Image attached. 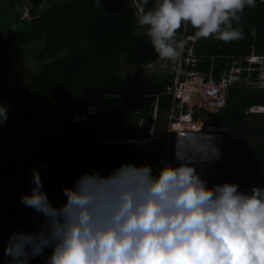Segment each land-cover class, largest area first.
I'll return each mask as SVG.
<instances>
[{"label": "trees", "instance_id": "trees-1", "mask_svg": "<svg viewBox=\"0 0 264 264\" xmlns=\"http://www.w3.org/2000/svg\"><path fill=\"white\" fill-rule=\"evenodd\" d=\"M135 11L131 0H0V71L23 61L36 65L20 85L16 79L3 83L11 86L7 92L0 81V103L9 106L7 120L0 123V155L5 159L0 163V264H10L11 257L4 254L10 234L38 231L43 220L20 199L31 189L34 167L47 194L55 189L50 201L59 205L66 199L63 187L86 171L109 174L123 162L151 163L153 169L174 163L166 149L174 104L166 88L173 86L174 73L131 72L158 58L136 25ZM235 26L242 38L228 42L192 38L195 29L187 26L186 40L197 39L196 51L204 59L220 56L212 65L216 80L232 59L247 65V57L264 56V3L257 0L255 7L246 8ZM183 31L184 25L178 38ZM258 76L255 71L252 84L231 86L219 112L195 114L225 128L222 164L202 176L209 186L236 182L245 192L264 186V114L248 112L264 104ZM77 113L86 117L76 121ZM152 128V143L135 141L150 137ZM50 252L45 249L31 264H45Z\"/></svg>", "mask_w": 264, "mask_h": 264}, {"label": "clouds", "instance_id": "clouds-1", "mask_svg": "<svg viewBox=\"0 0 264 264\" xmlns=\"http://www.w3.org/2000/svg\"><path fill=\"white\" fill-rule=\"evenodd\" d=\"M131 2L136 6V25L158 56L131 72L138 74L141 68L143 76L174 73V84L166 88L167 93L168 88L180 90L178 98L171 93L175 107L170 123L174 122L175 129L169 124L166 143L170 153L171 144L176 146L174 163L165 162L158 171L151 163L134 162H123L109 174L86 171L73 185L63 187L66 199L59 205L50 201L40 170L34 167L31 189L20 199L43 220L38 231L10 234L5 256L11 257L10 264H31V258L50 248L45 264H264V186L254 185L249 192L240 190L236 182L209 186L202 176L213 174L222 164L225 128L195 118L203 111L219 112L226 105L230 87L240 82L252 84L255 71H259L255 81L264 89V56L247 57V65L234 58L229 70L216 80L212 65L220 56L204 59L196 51L197 39L186 40L187 30L181 39L177 36L182 25L184 29L191 25L195 29L192 38L241 39L242 32L235 25L257 0H154L152 7H148L149 0ZM190 51L194 56L189 61ZM180 52L185 59L177 79L170 66ZM209 79L230 81L224 105L216 110L206 107L201 94ZM190 88L201 95L199 105H186L181 98V90ZM8 108L0 103V123L7 120ZM95 112L96 107L91 106L89 113ZM248 112L264 114V104ZM85 117L74 115L76 121ZM135 141L152 143L153 128L150 137ZM4 160L0 155V163ZM206 164L209 169L204 168Z\"/></svg>", "mask_w": 264, "mask_h": 264}, {"label": "rangeland", "instance_id": "rangeland-1", "mask_svg": "<svg viewBox=\"0 0 264 264\" xmlns=\"http://www.w3.org/2000/svg\"><path fill=\"white\" fill-rule=\"evenodd\" d=\"M35 66L30 61H23L21 64L17 65H8L6 68L2 69L0 71V81H1V87L4 92H7L5 90H9L11 86L7 85L5 88V84H7L8 81L12 79H16L17 85H20L23 80H26L28 76L32 74V72L35 70ZM5 83V84H3ZM192 86V84H189ZM20 89V87H16ZM181 98L184 100L186 105H199L201 100V95L196 92V89L190 88V89H183L181 90ZM183 127V125H182ZM170 129L173 130L174 128V122L170 123ZM171 147H174L173 144H171ZM174 160V158H173ZM205 169H209V166L207 164L204 166ZM55 189H50L48 192L49 199L52 196V193ZM55 202V201H53ZM57 203V202H55Z\"/></svg>", "mask_w": 264, "mask_h": 264}, {"label": "built area", "instance_id": "built-area-1", "mask_svg": "<svg viewBox=\"0 0 264 264\" xmlns=\"http://www.w3.org/2000/svg\"><path fill=\"white\" fill-rule=\"evenodd\" d=\"M183 50V49H182ZM186 51L184 47V52ZM184 52H180L179 57L177 60L174 61L173 65H171V70L174 69L177 72V79L179 78V73L181 72L182 65L184 63L185 55ZM189 58H186V60H192V57L194 56L192 51L188 52ZM204 81V80H203ZM206 84H204V88L201 91V94L203 96L204 102H206V107L210 110H216L219 109L224 105L225 102V90L226 86L230 81L223 80L220 83H215L213 80L209 79L208 81H204ZM169 93H173L174 96L177 98L179 97L180 90L178 88H168ZM175 107V106H174ZM174 107L172 109H174ZM174 116V115H173ZM172 116V117H173ZM83 118V117H81ZM148 141V140H146ZM160 166H156L154 171H158Z\"/></svg>", "mask_w": 264, "mask_h": 264}, {"label": "bare ground", "instance_id": "bare-ground-1", "mask_svg": "<svg viewBox=\"0 0 264 264\" xmlns=\"http://www.w3.org/2000/svg\"><path fill=\"white\" fill-rule=\"evenodd\" d=\"M187 26H188V25H187ZM184 30H186V29H184ZM207 76H208L209 78H211V76H210V71L207 72ZM173 146H174V147H171V148H170L171 151H172V156L175 154V150H176V146H175L174 143H173Z\"/></svg>", "mask_w": 264, "mask_h": 264}]
</instances>
